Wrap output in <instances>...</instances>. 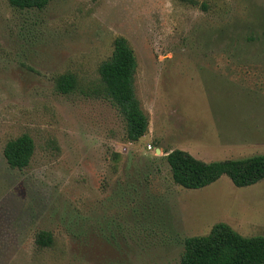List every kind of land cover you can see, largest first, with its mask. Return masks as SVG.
<instances>
[{
  "label": "rangeland",
  "instance_id": "374dc122",
  "mask_svg": "<svg viewBox=\"0 0 264 264\" xmlns=\"http://www.w3.org/2000/svg\"><path fill=\"white\" fill-rule=\"evenodd\" d=\"M198 1L51 0L39 11L0 0V264H179L184 241L216 224L264 235V180L187 190L166 161L173 150L204 162L264 155V0ZM117 38L134 51L149 117L135 143L93 93ZM65 74L78 79L69 95L57 90ZM25 134L34 157L12 169L5 146ZM42 231L53 247L37 246Z\"/></svg>",
  "mask_w": 264,
  "mask_h": 264
},
{
  "label": "trees",
  "instance_id": "16d2710c",
  "mask_svg": "<svg viewBox=\"0 0 264 264\" xmlns=\"http://www.w3.org/2000/svg\"><path fill=\"white\" fill-rule=\"evenodd\" d=\"M18 10L43 11L51 0H8ZM198 6V0H180ZM207 11L208 6L203 3ZM138 62L134 51L125 38H117L111 57L99 67V82L93 93L96 97L114 105L126 123L127 141L135 143L144 138L149 130V117L136 96L135 77ZM78 79L65 74L57 80V90L63 95L74 93ZM35 154V142L27 134L10 140L4 156L12 169L28 168ZM173 181L187 190L206 188L223 176H227L238 188L254 186L264 180V155L247 158L204 162L183 150H173L166 156ZM41 249L53 247L50 232L37 235ZM179 264H264V235L245 237L226 223L216 224L209 234L187 238Z\"/></svg>",
  "mask_w": 264,
  "mask_h": 264
},
{
  "label": "water",
  "instance_id": "95a60500",
  "mask_svg": "<svg viewBox=\"0 0 264 264\" xmlns=\"http://www.w3.org/2000/svg\"><path fill=\"white\" fill-rule=\"evenodd\" d=\"M157 153H160V150L159 149L157 150Z\"/></svg>",
  "mask_w": 264,
  "mask_h": 264
}]
</instances>
